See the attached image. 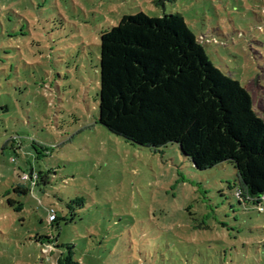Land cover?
Here are the masks:
<instances>
[{
  "label": "rangeland",
  "instance_id": "374dc122",
  "mask_svg": "<svg viewBox=\"0 0 264 264\" xmlns=\"http://www.w3.org/2000/svg\"><path fill=\"white\" fill-rule=\"evenodd\" d=\"M0 2V264H51L38 235L83 264H264V204L232 161L198 170L99 122L100 36L139 12L182 14L264 118V0ZM31 170L47 183L14 192Z\"/></svg>",
  "mask_w": 264,
  "mask_h": 264
},
{
  "label": "trees",
  "instance_id": "16d2710c",
  "mask_svg": "<svg viewBox=\"0 0 264 264\" xmlns=\"http://www.w3.org/2000/svg\"><path fill=\"white\" fill-rule=\"evenodd\" d=\"M99 96V122L114 134L154 149L175 143L198 170L232 161L237 189L264 204V118L247 88L211 62L182 14H126L102 32ZM27 174L14 192L26 195L47 183L44 174ZM57 220L54 214L51 222ZM37 241L51 264H83L74 244L60 251L51 236Z\"/></svg>",
  "mask_w": 264,
  "mask_h": 264
},
{
  "label": "built area",
  "instance_id": "2783aa9c",
  "mask_svg": "<svg viewBox=\"0 0 264 264\" xmlns=\"http://www.w3.org/2000/svg\"><path fill=\"white\" fill-rule=\"evenodd\" d=\"M33 176L36 178V175H33ZM22 178H23V179H28V178H29V174H27V173H23ZM237 194L239 195V192H238ZM259 210H260V209H259Z\"/></svg>",
  "mask_w": 264,
  "mask_h": 264
}]
</instances>
